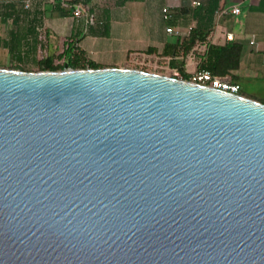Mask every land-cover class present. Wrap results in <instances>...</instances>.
Segmentation results:
<instances>
[{"label":"water","instance_id":"water-1","mask_svg":"<svg viewBox=\"0 0 264 264\" xmlns=\"http://www.w3.org/2000/svg\"><path fill=\"white\" fill-rule=\"evenodd\" d=\"M0 264H264V103L0 67Z\"/></svg>","mask_w":264,"mask_h":264},{"label":"crops","instance_id":"crops-1","mask_svg":"<svg viewBox=\"0 0 264 264\" xmlns=\"http://www.w3.org/2000/svg\"><path fill=\"white\" fill-rule=\"evenodd\" d=\"M74 1L80 2L87 13L95 14V24H86L85 16H73L69 9H64L60 6L58 0L54 2L49 1L48 3L46 1L36 3L31 11L26 10L24 7L17 9L12 4L5 3L8 1H1L0 22L5 23L11 18L15 23V28L9 31L10 38H6L3 44L15 53L19 51L24 52L25 49L30 51L35 48L36 29L38 25L45 26L54 39H56L53 36L54 34L60 33L70 37L75 31L79 32L80 28L86 26L89 27L88 32L76 40L75 44L83 52L86 49L92 51L100 49L102 46L101 38L104 37L105 29L101 28L100 25H105L108 22V29L110 31L113 22L122 20L123 16L129 17L130 19L131 13L136 17L139 11L143 10L149 13L150 11L154 12V10H158L160 7L161 13L164 14L162 9L166 7L175 21V26L172 27L170 25V27L180 30L183 34L186 31H182L179 27H183L182 25L187 20L185 8L190 9L188 15L193 17L194 25L201 20V15H203V20L207 16V14L200 13L202 5H205L207 0H201V5L197 8H193L186 1L180 4L177 0H167L166 4L159 2V0ZM234 4L240 7V13L238 15L226 14L217 21L214 19L213 14L210 16L209 25L211 29L207 36V41L216 44H223L227 41L240 43V62L238 68L232 73L233 81L239 85V90H243V95L253 99L264 100V0H227V5ZM174 8L178 9L174 10ZM20 12L27 15L25 22L21 21L22 13ZM205 22L206 19L204 20ZM165 31L167 32L166 29ZM228 33L232 34L233 39L228 40L226 38ZM148 38V45L143 51H146L150 46L161 48L165 43H174L176 41L175 37L160 38L152 33ZM30 40H32L31 43L29 42ZM251 40H253V43H251ZM102 66L123 67L124 64ZM248 81L257 83L258 88L256 91L252 92L247 90L246 87L242 88L244 83Z\"/></svg>","mask_w":264,"mask_h":264},{"label":"rangeland","instance_id":"rangeland-1","mask_svg":"<svg viewBox=\"0 0 264 264\" xmlns=\"http://www.w3.org/2000/svg\"><path fill=\"white\" fill-rule=\"evenodd\" d=\"M1 1L7 4H12L14 8L23 7L24 0H0V7L2 5ZM10 1V3H9ZM46 1L53 0H31V5L26 10L31 11L36 5V3H42ZM48 1V2H47ZM180 4L182 2H188L190 4L191 0H177ZM161 3H167V0H159ZM189 7H191L189 5ZM2 8V7H1ZM139 11V10H138ZM22 13V12H20ZM129 17L123 16L122 20L113 22L112 29L109 31L108 22L105 25H100L101 28L105 29L104 37L101 38L100 49L88 50L86 49L83 53L87 59L98 63L99 65H120L124 64L123 67L127 68H137L147 72L173 76L181 78L178 67L181 66L183 62L184 70L191 76L198 71L197 64L199 62V57L205 49L204 44H197L194 49L185 57L182 58L180 55L171 58L170 56H162L160 53H148L143 51L148 45L149 36L156 34L158 37L169 38L175 37L174 34H167L165 31L166 26H175V21L171 13H167V17L161 13L160 7L154 12H144L139 11L136 17L132 15ZM21 21L25 22L27 15L22 13ZM180 17V16H179ZM187 20L179 27L182 31H186L189 25H194L193 18L191 15L186 16ZM20 21V22H21ZM15 28V23L11 18L5 23L0 22V67L10 68L12 66H17L20 68L27 69L29 71H38V61L42 57L46 56L48 53H54L56 56L60 54L65 46L66 39H70L72 43L74 41L84 36L88 32L89 27L80 28L79 32H74L70 37L63 34H54L56 39L51 36V33L43 25H38L36 29V44L33 50L24 52H13L10 51L3 41L6 38H10V29ZM107 28V29H106ZM44 29L46 32L45 39L42 37L43 33L40 34V30ZM43 31V30H41ZM41 35V38H40ZM53 38V40H52ZM59 39V40H57ZM32 40L29 42L31 43ZM66 60L65 57L56 58V63H63ZM247 88L249 91H256L258 86L254 81H248L244 83L242 88ZM240 92H243L240 89ZM258 101L264 102V100Z\"/></svg>","mask_w":264,"mask_h":264},{"label":"trees","instance_id":"trees-1","mask_svg":"<svg viewBox=\"0 0 264 264\" xmlns=\"http://www.w3.org/2000/svg\"><path fill=\"white\" fill-rule=\"evenodd\" d=\"M220 1L221 0H207L206 4L202 5L200 13L207 14L204 18V20L206 19L205 23L203 15H201V20L191 26V29L188 32L182 34L181 36H176V41L174 43H165L161 48L150 46L146 49V52L160 53L162 56H170L171 58H175L180 55L182 58H185L197 44L205 43V49L203 53H201L197 64L198 71H209L214 75L229 74L231 76V81L234 82L232 73L239 66L241 54L240 43L236 41H227L223 44H216L207 41V36L211 29L209 25L210 16L219 6ZM223 4L227 5V0H223ZM177 9L178 8H174V10ZM185 11L187 16L190 9L185 8ZM60 57H65L66 60L63 63H56L55 59ZM64 67L100 68L105 66L99 65L98 63L87 59L83 51L78 49L76 44L72 43L71 40L67 38L65 46L60 54L56 56L54 53L50 52L38 61L39 70L56 71L62 70ZM10 68L27 70L17 66H12ZM178 69L182 79H191V75L183 68V62ZM238 93L242 94L240 90H238Z\"/></svg>","mask_w":264,"mask_h":264},{"label":"built area","instance_id":"built-area-1","mask_svg":"<svg viewBox=\"0 0 264 264\" xmlns=\"http://www.w3.org/2000/svg\"><path fill=\"white\" fill-rule=\"evenodd\" d=\"M56 0H53V2ZM60 6L64 9H69L73 16L80 17L85 16L86 24L93 25L96 23V16L94 13H87L85 11L84 6L80 2H75L74 0H58ZM31 5V0H24L23 1V7L25 9L29 8ZM190 5L193 8H197L201 5V0H191ZM164 13V17H167L168 9L165 7L162 9ZM240 13V7L238 5H224L223 0H221L219 6L214 10L213 16L214 19L217 21L220 19L223 15L231 14V15H238ZM191 29V26H189L186 30L188 32ZM43 30V31H41ZM40 30V34L43 33V38L45 39L46 32L44 29ZM167 32L169 34H174L176 36H181L183 33L178 30L174 29L172 27L166 28ZM41 38V35H40ZM226 38L228 40L233 39V36L231 33H228L226 35ZM251 43H253V40H251ZM191 81L212 86L218 89L226 90L233 93H238L239 85L237 83H234L231 81V76L229 74L227 75H214L210 73L209 71H197L191 76Z\"/></svg>","mask_w":264,"mask_h":264}]
</instances>
